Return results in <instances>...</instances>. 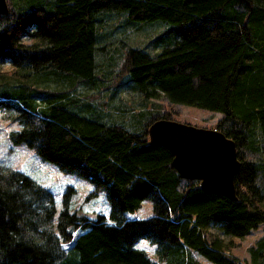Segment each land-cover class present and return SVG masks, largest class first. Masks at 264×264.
Here are the masks:
<instances>
[{
    "label": "trees",
    "instance_id": "obj_1",
    "mask_svg": "<svg viewBox=\"0 0 264 264\" xmlns=\"http://www.w3.org/2000/svg\"><path fill=\"white\" fill-rule=\"evenodd\" d=\"M7 4L0 67L12 70L0 72V111L20 126L11 138L86 178L93 195L103 188L109 214L64 208L54 226L51 193L0 168V264H201L193 252L212 264H264V0ZM112 14L124 15L123 34L167 27L129 46L113 73L98 63ZM123 90L140 95L141 109L112 106ZM161 98L223 114L214 129L236 146V200L181 179L170 152L150 144V124L171 119L154 103ZM146 199L154 215L126 219ZM260 224L249 263L229 253L224 237ZM141 239L155 245L157 261L136 247Z\"/></svg>",
    "mask_w": 264,
    "mask_h": 264
},
{
    "label": "rangeland",
    "instance_id": "obj_2",
    "mask_svg": "<svg viewBox=\"0 0 264 264\" xmlns=\"http://www.w3.org/2000/svg\"><path fill=\"white\" fill-rule=\"evenodd\" d=\"M124 18L122 14H112L111 18L107 20L105 31L109 32L112 37L109 43L102 44V48L99 49L98 63L104 69L102 72H108V70H111V73L115 72L120 64L121 56L129 46H143L167 28L166 25L153 23L145 26L146 31L137 32L129 28L123 34L120 31ZM11 70L8 64L0 67V72L8 73ZM140 98L139 94L123 90L116 96L112 106L120 109L130 107L134 111H138L141 109L142 103ZM104 100L100 99V102ZM154 103H157L161 112L170 117L171 120L200 128L214 129L217 122L223 117L220 112L172 104L163 98ZM149 108H152V105ZM128 116L129 114L126 115L125 121H129ZM19 129L20 126L17 123L10 121L9 118H6V114L0 111V168L22 172L51 193L55 208L52 224L55 226L59 213L64 208H67L69 212H78L87 217L93 218L99 214L107 218L109 202L105 190L101 188L93 195L94 187L86 178L76 174L64 173L54 163L41 160L33 149L24 144L15 143L11 138V133ZM67 194L68 198H66ZM153 215V206L149 199L142 201L140 208L136 211L125 213L128 220L147 219ZM262 227L263 224L258 225L243 238L224 237L225 241L230 242L229 253L242 262L249 263L248 250L262 235ZM136 247L143 249L154 261H157L155 245L150 241L141 239L137 242ZM193 255L201 264H212L195 252Z\"/></svg>",
    "mask_w": 264,
    "mask_h": 264
},
{
    "label": "water",
    "instance_id": "obj_3",
    "mask_svg": "<svg viewBox=\"0 0 264 264\" xmlns=\"http://www.w3.org/2000/svg\"><path fill=\"white\" fill-rule=\"evenodd\" d=\"M8 12L0 0V15ZM152 146L164 147L172 155L178 176L198 182L201 190L236 200L234 177L240 168L236 146L216 129L196 127L171 119H155L148 128Z\"/></svg>",
    "mask_w": 264,
    "mask_h": 264
},
{
    "label": "snow or ice",
    "instance_id": "obj_4",
    "mask_svg": "<svg viewBox=\"0 0 264 264\" xmlns=\"http://www.w3.org/2000/svg\"><path fill=\"white\" fill-rule=\"evenodd\" d=\"M66 247V246H65Z\"/></svg>",
    "mask_w": 264,
    "mask_h": 264
}]
</instances>
